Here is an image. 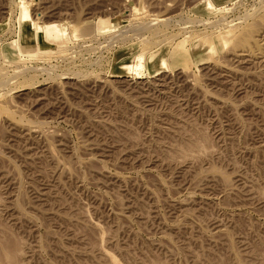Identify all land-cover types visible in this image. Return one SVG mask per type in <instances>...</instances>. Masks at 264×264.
<instances>
[{"label":"rangeland","instance_id":"obj_1","mask_svg":"<svg viewBox=\"0 0 264 264\" xmlns=\"http://www.w3.org/2000/svg\"><path fill=\"white\" fill-rule=\"evenodd\" d=\"M0 264H264V0H0Z\"/></svg>","mask_w":264,"mask_h":264},{"label":"bare ground","instance_id":"obj_2","mask_svg":"<svg viewBox=\"0 0 264 264\" xmlns=\"http://www.w3.org/2000/svg\"><path fill=\"white\" fill-rule=\"evenodd\" d=\"M22 4H24V3L21 2V5H22ZM207 4H208V3H207ZM209 4H210V3H209ZM209 4H208V5H209ZM209 7H211V5H209ZM207 8H208V7H207ZM28 15H29V14H28ZM29 20H30V19H29ZM60 29H61V27H60ZM62 29H63V28H62ZM150 61H151V60L148 61L147 66L150 67L151 70L153 71V70H155V64L152 63V62L150 63ZM131 66H132V65H130V66H126V67H131ZM126 67H125V68H126ZM133 68H134V67H133ZM133 68L131 67V70H132ZM129 69H130V68H129ZM129 69L126 68L127 72L129 71ZM19 70H20V69H19ZM149 70H150V69H149ZM133 71H134V70H133ZM133 71H132V72H133ZM7 72H8V71H7ZM128 73H129V72H128ZM2 75H3V74H2Z\"/></svg>","mask_w":264,"mask_h":264}]
</instances>
